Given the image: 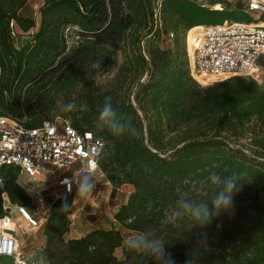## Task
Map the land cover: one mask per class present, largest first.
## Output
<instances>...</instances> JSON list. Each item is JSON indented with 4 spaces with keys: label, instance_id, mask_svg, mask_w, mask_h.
Returning a JSON list of instances; mask_svg holds the SVG:
<instances>
[{
    "label": "trees",
    "instance_id": "1",
    "mask_svg": "<svg viewBox=\"0 0 264 264\" xmlns=\"http://www.w3.org/2000/svg\"><path fill=\"white\" fill-rule=\"evenodd\" d=\"M155 1L45 0L37 24L33 16L21 13L28 0H0V104L17 114L24 110L33 124L49 119L38 112L54 105L59 94L74 90L85 68L98 60L108 61L113 53L110 48L123 41L124 70L130 82L148 76L137 96L138 108L116 91H93L88 109L72 124L109 142L99 165L105 159L111 169L121 170L144 201L157 199L167 181L210 184L211 172L222 177L245 173L241 190L235 194L234 213H229L228 222L219 229V248L204 253L200 264H264V87L249 76L199 86L190 75L186 47L179 38L190 29L200 30L201 25L251 22L252 17L241 4L220 9L218 4L212 8L195 0H161L157 22ZM162 29L173 33V47L147 56L145 38ZM71 32L75 36L72 44L68 42ZM106 95L112 96L118 112L140 131L138 138L97 133L94 121ZM253 119L258 131L247 137L251 147L247 154L232 142L247 136L246 123ZM16 171L12 166L1 170L0 216L4 196L22 207L30 201ZM65 203L67 212L62 211ZM71 205V197L53 200L46 226L53 231L64 228ZM159 219L150 211L143 212L127 228L142 231ZM164 226L175 238L180 236L172 224ZM117 249L122 251L121 259ZM166 250L176 264H184L188 250ZM126 258L124 235L111 227L70 240L65 261L126 264Z\"/></svg>",
    "mask_w": 264,
    "mask_h": 264
},
{
    "label": "rangeland",
    "instance_id": "2",
    "mask_svg": "<svg viewBox=\"0 0 264 264\" xmlns=\"http://www.w3.org/2000/svg\"><path fill=\"white\" fill-rule=\"evenodd\" d=\"M45 0H28L23 7L21 13L24 15L33 16L37 24L39 22V8ZM196 2L212 6L215 8L218 4L220 9H230L239 6V0H195ZM252 16L253 12H249ZM192 29L180 34V42L186 47V36L188 44L191 45L193 34ZM67 32V30H66ZM68 42L70 44L75 40L73 32L69 33ZM124 42L120 41L110 49L113 52L108 61L98 60L90 63L84 70L82 82L71 92L61 93L56 97L54 105L50 108H44L38 112V116L46 118L59 117L62 120L73 122L74 119H81L84 111L88 109V101L93 91H116L120 96L125 97L137 109V96L142 91L148 76L144 75L139 81L130 82L131 76L127 75L124 68L126 67V58L123 52ZM146 54H152L161 49L165 50L173 47V38H170L166 33L159 32L156 36L146 37ZM215 83V82H214ZM199 84V83H198ZM199 84V86H209ZM264 87V86H262ZM74 102L76 109L71 113H65L60 110V106ZM138 113L143 117V113L138 110ZM144 123L147 120L144 119ZM247 136L240 138L237 143L232 145L241 149L243 152L250 154L249 139L253 133L258 131V126L255 120L246 123ZM106 150L108 152L109 142L104 140ZM82 165L77 162L67 170V175L74 174ZM100 166V165H99ZM5 173V171H4ZM3 173V174H4ZM18 182L26 187L30 201L27 206H24L29 213L38 221L39 225L35 228L27 226L18 215V203L11 202L7 196H4L3 204L7 206V212L11 211L13 217L17 221L15 229L19 239L20 249L29 257L34 264H66L65 256L68 253V245L70 240L81 238L88 231L104 228L109 229L115 227L120 229L125 238L134 232L127 228L128 224L135 220V216L149 212L154 215V218L160 217L158 222L152 224L156 227L159 234L169 239L170 242L166 245V249H176V251H187L192 248L197 240L201 237H206L208 250H216L219 248V229L228 222L229 213L221 214L214 218L210 224L203 228L191 227L187 221H177L172 224L168 221V212L175 205L177 199L184 195L195 201L209 202L216 186L211 183H196L195 181L187 183H163L162 189L158 193L157 199L144 201L140 198L134 185L125 179L124 174L119 169H111V165H107V161L103 159L102 165L96 170L97 184L92 193V199L89 202H81L77 199V190L74 185L70 194H64L57 183V179H53L51 175L46 174L44 178L37 180L28 179L23 173L16 171ZM3 176L0 185H2ZM71 197V213L68 214V224L58 230H51L46 226V219L49 213V207L53 200L57 198ZM236 196L233 197V204ZM4 213V211H3ZM164 224H172L178 229L180 236L176 237L167 232ZM118 259H121V249L116 250ZM5 264H10V260L4 259ZM153 262V261H152ZM153 264V263H152Z\"/></svg>",
    "mask_w": 264,
    "mask_h": 264
},
{
    "label": "built area",
    "instance_id": "3",
    "mask_svg": "<svg viewBox=\"0 0 264 264\" xmlns=\"http://www.w3.org/2000/svg\"><path fill=\"white\" fill-rule=\"evenodd\" d=\"M246 12H253L251 22L226 20L201 25L200 35L186 51L190 75L199 84V77L214 76L222 81L233 76H249L264 86V0H239ZM161 0L154 2V16L160 21ZM188 32V31H187ZM186 32V35H187ZM173 38V33L167 34ZM257 71L261 73L258 75ZM257 75V76H256ZM213 82V83H214ZM24 110L17 114L0 104V183L4 167H17L30 180L42 179L46 174L57 179L64 194L74 185L72 175L65 172L72 165H92L93 156L105 153V141L93 131L73 125L59 117L33 124ZM79 167V168H80ZM99 168V165H98ZM97 168V169H98ZM96 169V170H97ZM0 216V264H34L20 249L15 229L17 221L3 204ZM19 217L27 226L35 228L39 221L24 207H18Z\"/></svg>",
    "mask_w": 264,
    "mask_h": 264
},
{
    "label": "clouds",
    "instance_id": "4",
    "mask_svg": "<svg viewBox=\"0 0 264 264\" xmlns=\"http://www.w3.org/2000/svg\"><path fill=\"white\" fill-rule=\"evenodd\" d=\"M76 109L74 102L60 106V110L71 113ZM97 133L109 132L113 137L123 139L125 136L138 138L140 131L133 125L130 118L122 116L113 104V98L106 95L103 105L99 109V115L94 121ZM96 162L92 165H83L74 172L71 184L77 190V200L89 202L97 184L96 169L99 165V157L93 156ZM246 174L233 172L231 175L221 176L211 172L208 180L216 191L209 202L195 201L184 195L176 200L175 205L168 212V221L176 224L177 221H187L191 227L203 228L211 223L212 218L224 213H234L233 197L241 190L243 178ZM69 205L65 203L62 211L67 212ZM169 239L162 237L156 227H147L142 231L129 234L124 240V248L127 254L126 264H147L151 259L155 264H176L171 253L166 250ZM208 251L206 237H201L197 243L188 250L184 264H200L201 257ZM0 254H5L0 252Z\"/></svg>",
    "mask_w": 264,
    "mask_h": 264
},
{
    "label": "bare ground",
    "instance_id": "5",
    "mask_svg": "<svg viewBox=\"0 0 264 264\" xmlns=\"http://www.w3.org/2000/svg\"><path fill=\"white\" fill-rule=\"evenodd\" d=\"M261 24H264V23H261ZM200 30H195V31H192V34H193V39H192V43L193 41H195V39L200 35V32H201V26H198ZM188 40V39H187ZM191 43V44H192ZM190 46L188 44V47L190 49ZM261 72L260 71H257V74L259 75ZM257 76V75H256ZM215 77L214 76H205V77H199V81L201 84L203 85H207L208 83H213L215 81Z\"/></svg>",
    "mask_w": 264,
    "mask_h": 264
}]
</instances>
